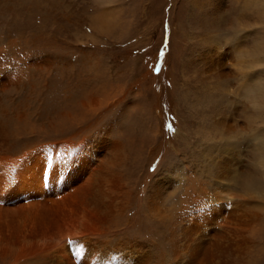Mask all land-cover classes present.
Returning <instances> with one entry per match:
<instances>
[{
	"label": "rangeland",
	"instance_id": "1",
	"mask_svg": "<svg viewBox=\"0 0 264 264\" xmlns=\"http://www.w3.org/2000/svg\"><path fill=\"white\" fill-rule=\"evenodd\" d=\"M247 1L0 0L1 100L10 93L7 103L16 102L35 91L28 99L30 113L19 118L23 125L49 128L47 122L62 108L51 100L68 94L73 100L81 89L84 103L63 110L74 120L55 126L54 137L80 140L116 116L153 123L141 171L149 177L137 185L136 196L139 202L149 193V178L164 176L156 209L146 219L153 230L161 218L171 222L168 246L152 240L173 249V264L182 250H218L222 242L220 247L228 248L231 237L238 254L231 264H264V0L258 9H244ZM245 49L259 56L252 66L249 56L239 55ZM40 90L47 111L34 102ZM88 97L96 99L94 106L84 107ZM78 108L87 113L79 118ZM34 132L23 138L21 133L20 140H40ZM211 205L212 216L199 227L205 228L204 238L196 237L187 219L197 207L204 211ZM244 207L252 218L243 215ZM125 213L130 221L136 209ZM137 219H131L130 229ZM244 225L240 238L237 229ZM9 247L0 246V264L14 258L18 247Z\"/></svg>",
	"mask_w": 264,
	"mask_h": 264
},
{
	"label": "bare ground",
	"instance_id": "2",
	"mask_svg": "<svg viewBox=\"0 0 264 264\" xmlns=\"http://www.w3.org/2000/svg\"><path fill=\"white\" fill-rule=\"evenodd\" d=\"M262 2L263 0H250L243 7L258 9ZM239 55L247 56V59L249 56L251 66L256 57L259 58L254 54V50L249 49H245V52L239 51ZM45 61L48 62L49 59ZM46 77L49 79L47 74L42 77V81ZM12 80L7 79L8 82L14 83V79ZM251 86L260 88V84ZM84 93L85 91L81 89L79 94L76 93L77 98L74 96L73 100L69 94L57 102L51 100L52 104L61 103L62 108L57 109V112L61 113H58L53 121L47 122L49 128L39 124L41 130L39 128L36 130V124L23 125L19 119L30 113L26 110L29 107L28 99L32 98L35 91L33 95L31 92H25L23 98L22 94L17 96L16 102L12 100V103H7V99L11 97L10 93H6V102L0 97V246L4 247L3 250H11L10 243L18 247L13 253L14 258L8 264H173L169 262V253L173 249L169 247L166 250L160 247L169 244L167 231L170 235L173 234L171 222L165 220V223L161 218L157 229L153 230L146 219L149 211L154 212L156 209V195L165 183L164 176L160 179L156 177L152 181L149 178L150 182H153L149 193L139 202L136 196L139 193L136 191L137 185L146 182V177H149L148 173L143 174L141 171L144 151L149 143L148 132L153 128V123L150 119L146 123L135 122L133 119L131 122L120 121L115 115L117 118L114 121L103 124V127L101 123L98 125L100 128L96 127L98 130L95 134L91 133L92 135L80 140L54 137L55 126H61L66 118H70L72 122L74 120L69 112L63 110L72 107L75 109L80 103L83 104ZM43 96L44 91L40 90L34 101L41 112L46 110L42 107L43 102L40 103ZM67 98L70 103H66ZM88 102L84 107L94 106L96 99L88 97ZM78 109L74 110V114L79 118L87 113L85 109L79 111ZM54 111L52 109V112ZM121 116L124 118V115ZM138 124L140 128L136 127ZM132 128L139 130L131 133ZM29 132L41 135L40 140H20L21 133L23 138ZM261 134L264 136V132ZM88 142L93 144L88 147ZM262 146L261 153L264 152V144ZM57 152L68 153L71 164H68V160L61 162L55 155ZM259 155L261 157V154ZM48 157L52 159L49 165L50 175L42 178ZM245 196L248 197L249 193L246 192ZM131 207L136 209L134 217L136 215L138 218V224L130 229L129 222L134 217L129 221L125 212L128 213ZM199 207L187 219L190 230L196 237H200L202 232L204 234L205 228L201 231L200 224H203V220H208L215 210L212 205L204 211ZM245 207L242 213L250 218L252 210ZM218 222L215 225L218 226ZM245 229V225L237 229V236L243 238ZM152 237L159 241L160 246L154 243ZM235 240L237 239L234 237L230 238L228 248L226 246L221 248L220 246L224 244L220 242L218 250L207 251L197 248L182 250L175 263L226 264L227 259L228 264H231L238 257L232 250L236 248ZM70 241L73 243H69ZM78 247L79 252L76 251Z\"/></svg>",
	"mask_w": 264,
	"mask_h": 264
},
{
	"label": "snow or ice",
	"instance_id": "3",
	"mask_svg": "<svg viewBox=\"0 0 264 264\" xmlns=\"http://www.w3.org/2000/svg\"><path fill=\"white\" fill-rule=\"evenodd\" d=\"M164 54V50L161 49L160 51V55H163ZM169 127V130H171V125L168 126ZM56 157L61 160V162L65 161V160H68V153H61V152H57L56 154ZM52 163V159L51 157H48L45 161V164H44V173L42 174V178L43 176H47V175H50V171H49V165ZM68 164L70 165L71 164V160H68ZM69 243H73L72 241H70ZM77 252L80 251V248L78 247L76 249Z\"/></svg>",
	"mask_w": 264,
	"mask_h": 264
}]
</instances>
